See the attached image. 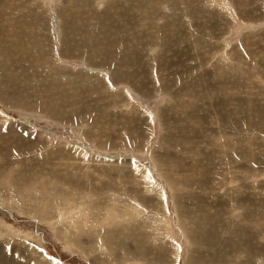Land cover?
I'll return each instance as SVG.
<instances>
[{
  "label": "rangeland",
  "instance_id": "rangeland-1",
  "mask_svg": "<svg viewBox=\"0 0 264 264\" xmlns=\"http://www.w3.org/2000/svg\"><path fill=\"white\" fill-rule=\"evenodd\" d=\"M241 260L264 264V0H0V264Z\"/></svg>",
  "mask_w": 264,
  "mask_h": 264
},
{
  "label": "bare ground",
  "instance_id": "bare-ground-1",
  "mask_svg": "<svg viewBox=\"0 0 264 264\" xmlns=\"http://www.w3.org/2000/svg\"><path fill=\"white\" fill-rule=\"evenodd\" d=\"M66 17H68V16H66ZM64 21H65V20H64ZM66 21H67V20H66ZM65 23H66V22H65ZM69 23H70V22H69ZM67 24H68V23H67ZM71 25H72V24H71ZM84 25H85V24H84ZM66 27H67V26H66ZM65 29H66V28H65ZM87 36H88V35H87ZM17 39H18V38H17ZM67 40H68V39H67ZM92 40H93V39H92ZM14 41H15V40H14ZM7 43H8V42H7ZM18 44H19V43H18ZM20 44H21V43H20ZM10 45H11V44H10ZM103 45H106V44H103ZM108 45H109V44H108ZM20 46H21V45H20ZM101 46H102V45H101ZM22 47H23V46H22ZM11 48H12V47H11ZM104 60H105V59H104ZM113 61H114V60H113ZM108 63H109V61H108ZM110 64H111V63H110ZM98 65H99V64H98ZM110 66H111V65H110ZM113 70H114V69H113ZM113 80H114V79H113ZM116 80H117V79H116ZM119 81H120V80H119ZM54 84H55V83H54ZM41 99H42V98H41ZM43 100H44V99H43ZM47 105H48V104H47ZM40 106H41V105H40ZM58 106H59V105H58ZM40 108H41V107H40ZM50 110H51V109H50ZM49 112H51V111H49ZM54 117H55V116H54ZM92 134H93V133H92ZM93 137H94V136H93ZM95 144H97V143H95ZM74 185H75V184H74ZM76 188H77V187H76ZM79 188H80V187H79ZM17 194H18V192H17ZM12 195H13V194H12ZM62 227H63V226H62ZM68 231H69L68 228L64 226V228H59V229H58V234H59V233H63V234L65 235V234H68ZM107 232H108V231H107ZM62 237H63V236H62ZM64 237H65V236H64ZM122 237H123V236H122ZM67 238H68V237H67ZM71 238H72V237H71ZM63 239H64V238H63ZM65 239H66V238H65ZM72 239H73V238H72ZM106 239H107V238H106ZM116 239H118V238L116 237ZM119 239H120V238H119ZM107 240H108V239H107ZM111 240H112V239H111ZM122 241H123V240H122ZM7 243H8V242H7ZM120 243H121V241L119 242V245H120ZM236 244H237V243H236ZM244 244H245V243H244ZM112 245H113V244H112ZM237 245H238V244H237ZM112 247H113V246H112ZM112 247H111V248H112ZM14 248L17 249V248H18V245H16V244L13 245V246H12V249H14ZM239 248H240V249H239L238 251L240 252V254H242L241 252H243L244 250L242 251V248H241V247H239ZM18 249H19V248H18ZM108 249H109V248H108ZM243 249H244V248H243ZM246 249H247V248H246ZM109 250H110V249H109ZM131 251H133V250H131ZM131 251H130V252H131ZM121 254H122V253H121ZM121 254H120V255H121ZM102 255H103V254H102ZM140 255H141V254H140ZM129 257H130V254L126 252V254H124V260H125V261L128 260ZM94 259H95V258H94ZM241 262H242V260L239 261L238 264H242V263L244 264V263H245V262H242V263H241ZM246 262H247V261H246ZM217 263H219V262H217ZM250 263H251V262H250ZM247 264H248V262H247Z\"/></svg>",
  "mask_w": 264,
  "mask_h": 264
}]
</instances>
